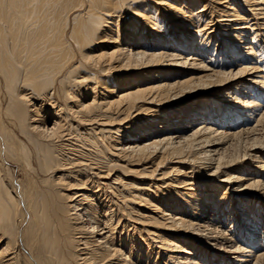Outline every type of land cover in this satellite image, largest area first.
<instances>
[{"label":"bare ground","instance_id":"6f19581e","mask_svg":"<svg viewBox=\"0 0 264 264\" xmlns=\"http://www.w3.org/2000/svg\"><path fill=\"white\" fill-rule=\"evenodd\" d=\"M0 264H264V0H0Z\"/></svg>","mask_w":264,"mask_h":264},{"label":"rangeland","instance_id":"374dc122","mask_svg":"<svg viewBox=\"0 0 264 264\" xmlns=\"http://www.w3.org/2000/svg\"><path fill=\"white\" fill-rule=\"evenodd\" d=\"M15 169H16V168H15ZM20 176H21V175L18 173V174H17V177L19 178Z\"/></svg>","mask_w":264,"mask_h":264}]
</instances>
